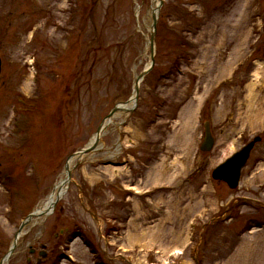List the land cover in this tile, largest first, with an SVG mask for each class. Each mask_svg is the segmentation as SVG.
<instances>
[{"label":"rangeland","instance_id":"obj_1","mask_svg":"<svg viewBox=\"0 0 264 264\" xmlns=\"http://www.w3.org/2000/svg\"><path fill=\"white\" fill-rule=\"evenodd\" d=\"M154 2L0 0V262L150 67ZM156 28L137 107L73 159L65 196L9 264H36L43 245L42 264H264V0H163ZM256 136L239 188L215 182Z\"/></svg>","mask_w":264,"mask_h":264},{"label":"water","instance_id":"obj_2","mask_svg":"<svg viewBox=\"0 0 264 264\" xmlns=\"http://www.w3.org/2000/svg\"><path fill=\"white\" fill-rule=\"evenodd\" d=\"M156 25H157V15L154 14L153 15V33L151 36V47H152L151 59H152V63H153V55H154V40H155V34H156ZM0 66H1V62H0ZM144 75H145V73L141 74L137 79V84L135 86L136 93H138L139 82L144 77ZM127 104L128 103H125V105H127ZM121 110L122 109L119 107V105L116 106L108 115V119H112L113 116ZM102 132H103L102 127H100L97 131V137H96L94 144L92 146L88 147L87 149L82 150L78 155L82 156L84 154H88V153L94 151L96 149L99 141H100V135ZM259 141H260V138H256L254 141H252L247 146H245L240 152L235 154L231 159H229L224 164L217 167L213 172V177L216 180L225 181L231 189H235L239 184V180L241 177V170L245 166L254 145ZM213 145H214V139L211 136V132L209 130V127L207 126L206 127V135H205L204 142L202 143L201 150L203 152H208L213 148ZM70 174H71V171L68 169L69 177H70ZM32 216L33 215H30L28 220H30L32 218ZM26 223L27 222L23 223V225L20 228V232L24 228ZM12 252H13V249H12Z\"/></svg>","mask_w":264,"mask_h":264},{"label":"bare ground","instance_id":"obj_3","mask_svg":"<svg viewBox=\"0 0 264 264\" xmlns=\"http://www.w3.org/2000/svg\"><path fill=\"white\" fill-rule=\"evenodd\" d=\"M155 8L156 5H158V1L154 2ZM134 96L132 97L129 106H123L121 109L122 110H131L133 106V101H134ZM257 112V111H256ZM261 117H263L262 114L259 113ZM111 122L109 120L105 121L103 124V128H106ZM96 137H94L91 142L95 140ZM73 159H71L68 163L69 167H72ZM67 175L64 174V176L56 183L55 187L53 188L52 192L48 196V198L43 202V204L34 211V216L35 217H41L44 215H51L53 212V208L55 204L60 201L66 194V191L68 189L69 182L67 181ZM9 256V255H8ZM8 256H5L4 259L2 260V264H8L10 261V258Z\"/></svg>","mask_w":264,"mask_h":264}]
</instances>
